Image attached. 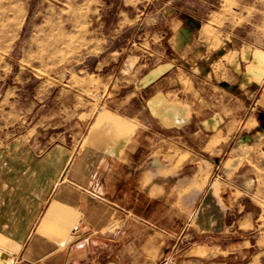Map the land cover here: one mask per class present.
I'll return each mask as SVG.
<instances>
[{"label": "crops", "instance_id": "obj_1", "mask_svg": "<svg viewBox=\"0 0 264 264\" xmlns=\"http://www.w3.org/2000/svg\"><path fill=\"white\" fill-rule=\"evenodd\" d=\"M153 20L77 148L0 125V264H227L264 247V49Z\"/></svg>", "mask_w": 264, "mask_h": 264}, {"label": "rangeland", "instance_id": "obj_2", "mask_svg": "<svg viewBox=\"0 0 264 264\" xmlns=\"http://www.w3.org/2000/svg\"><path fill=\"white\" fill-rule=\"evenodd\" d=\"M170 15L191 16L206 33L264 49V0H0L2 137L14 131L38 148H77L89 121L119 90L120 62L133 53L148 56L144 32L156 28L155 17ZM241 253L226 256L227 264H264V247Z\"/></svg>", "mask_w": 264, "mask_h": 264}]
</instances>
